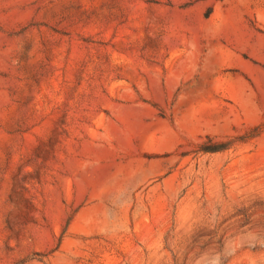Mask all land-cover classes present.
Masks as SVG:
<instances>
[{"label": "rangeland", "instance_id": "rangeland-1", "mask_svg": "<svg viewBox=\"0 0 264 264\" xmlns=\"http://www.w3.org/2000/svg\"><path fill=\"white\" fill-rule=\"evenodd\" d=\"M0 264H264V0H0Z\"/></svg>", "mask_w": 264, "mask_h": 264}, {"label": "trees", "instance_id": "trees-1", "mask_svg": "<svg viewBox=\"0 0 264 264\" xmlns=\"http://www.w3.org/2000/svg\"><path fill=\"white\" fill-rule=\"evenodd\" d=\"M210 151H212V152H214V151H215V152H216V151H218V150H210Z\"/></svg>", "mask_w": 264, "mask_h": 264}]
</instances>
